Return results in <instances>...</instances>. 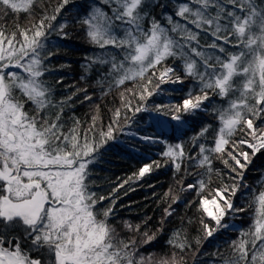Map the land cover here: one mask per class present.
<instances>
[{"label": "snow or ice", "instance_id": "6c2138e0", "mask_svg": "<svg viewBox=\"0 0 264 264\" xmlns=\"http://www.w3.org/2000/svg\"><path fill=\"white\" fill-rule=\"evenodd\" d=\"M100 2L108 6V11L100 6L91 7L77 21L85 27L94 44L116 50L115 54L93 61L108 65L107 74L98 83H107L110 91L126 81L139 82L151 70V76L140 91L139 98L143 101L164 83H183L175 75V69L163 65L169 57L180 59L185 76L198 82L201 94L193 96L189 92L176 106L177 112L191 115L204 110L209 90L225 101V105L213 109L219 121L214 146L200 143L197 154L200 158L196 160L190 156L187 159L195 160L197 167L211 172L212 154L227 155L235 165L232 167L237 173L234 179L242 180L243 173L237 168L245 169L251 163L249 152L234 154L236 145L232 151H226V146L240 129L247 132L250 140H240L239 145H246L253 156L264 150V127L254 124V121L264 122V3L257 4V0H188L167 16L170 28L153 19L145 29L147 0ZM34 3L39 6L38 0H26V3L0 0V8L5 12L16 11ZM69 3L70 0H60L53 14L45 12L30 29L20 30L22 39L16 38V32L5 36L0 30V264H42L41 259L22 250L21 238L25 242L30 240L33 248L46 251L44 264H144L143 257L135 258L136 242L118 238L115 228L108 222L112 209H96L97 198L86 183L87 168L95 159L94 153L109 140L115 142L114 133L118 129L123 133L118 123L120 110H116L107 130L98 133V141L95 118L93 127L83 133L78 127L65 132L62 109L51 111L57 105L52 101L50 86L42 79L48 71L45 59L52 55L46 50V44L53 31L66 35L63 33L65 25L54 26L51 22L57 20V15ZM173 16L182 18L183 23L174 22ZM189 25L194 26L195 31ZM201 32L212 37L210 44L201 45ZM228 47L234 50L229 51ZM157 65L162 71L157 77L158 83L149 91L151 77L157 75ZM17 92L23 96V101ZM121 95L123 97V93ZM27 102L33 104V114L26 110ZM125 107L133 115L147 110L140 106L133 110L130 104ZM173 118L181 119L180 116ZM125 119H130L127 114ZM210 127L204 126L193 140L206 138ZM139 139L156 142L150 136ZM164 155L178 161L176 169L181 167L179 161L185 158L181 144L169 145ZM223 162L228 164V160ZM152 170L153 165L146 164L140 168L138 176L144 177ZM197 186L203 189L205 182L200 180L197 184H188L187 188ZM238 190L239 185L234 183L217 189L212 199L200 200V210L210 218L209 223L214 222V227H209L201 221L206 238L229 227L227 222L222 223L229 212L244 211L233 207L231 198ZM253 197L254 224L248 234L250 238L233 242L234 259L226 260L225 264H264V191L253 193ZM104 199L103 196L98 198L99 201ZM13 233L19 234L15 243L9 238ZM178 235L174 234L169 243L181 251L190 247L183 242L175 243ZM144 237L145 244L155 238L147 233ZM157 264L179 262L173 256L171 261L162 259Z\"/></svg>", "mask_w": 264, "mask_h": 264}, {"label": "trees", "instance_id": "16d2710c", "mask_svg": "<svg viewBox=\"0 0 264 264\" xmlns=\"http://www.w3.org/2000/svg\"><path fill=\"white\" fill-rule=\"evenodd\" d=\"M16 2L26 3V0ZM59 3L60 0H38L39 6L34 3L16 11L5 12L0 8V30L4 31L5 36L16 32V38L22 39L20 30L30 29L45 12L48 15L53 14ZM183 3H188V0H147L145 29L150 27L153 19L161 26L170 28L167 16L174 14ZM262 3L264 0H257V4ZM96 6L108 11V6L101 4L100 0H70L66 9L57 15V20L51 22L54 26L65 25L63 33L66 35L58 34V31L49 35L46 50L52 55L45 59L48 71L42 77L50 86L52 101L57 105L51 111L55 113L62 109L61 122L64 123L65 132L72 127H78L83 133L85 129L93 127L95 118V138L98 141V133L107 130V126L115 118L116 110H120L118 123L123 133L118 129L114 133L117 137L115 142L109 140L101 145L94 153L93 163L87 168L89 175L86 183L89 184V191L94 192L97 198L96 209H112L108 222L115 228L118 238L136 242L135 258L143 257L144 264H157L162 259L171 261L173 256L179 264H225L226 260L231 261L234 259L233 242L250 238L248 234L254 224L253 193L264 191V150L253 156L246 145L238 143L243 139L250 140L247 132L237 129L233 134L226 151H232L235 144L234 154L247 151L251 159L245 169L237 168L238 172L243 173L242 180L234 179L237 173L232 171V167L235 165L227 155L212 154L211 172L197 167L195 160L187 159L190 156L196 160L200 158L197 155L200 143H204L206 147L214 146L219 121L213 109L225 105V101L209 90V99L204 101V110L191 115L177 112L176 106L188 97L189 92L193 96L201 94L198 82L185 76L183 63L178 58L169 57L163 65L175 69V75L183 83H164L151 97H146L143 101L139 98L140 91L147 83V77L151 76V70L139 82L126 81L124 85L113 87L110 91L107 83L99 84L98 81H102L107 74L108 65L93 61L97 57L115 54L116 50L111 46L100 48L94 44L87 36L85 27L77 22L85 10ZM173 20L183 23L179 17L173 16ZM189 27L195 31L194 26ZM211 42L212 37L201 32V45ZM227 50L234 49L228 47ZM160 71L162 67L157 65V75L151 77L149 91L158 83ZM17 96L24 100L18 92ZM126 104H130L133 110L136 106L147 110L133 115L125 107ZM25 108L30 114L35 112L31 102H27ZM125 114L130 119L126 120ZM154 115L166 118L170 123L169 129L159 126ZM174 116L181 117V127L175 126ZM76 122H79L78 125ZM254 124L264 127V122L261 121H254ZM206 125H211L206 138L201 137L194 141L193 137ZM140 136L153 137L156 142L141 140ZM176 144H181L185 153V158L179 161V169L175 167L178 161L164 155L169 145ZM224 160H228L227 165ZM241 162L244 163L243 159ZM146 164H152L153 170L144 177H139L140 168ZM200 180L205 182L203 189L198 186L194 189L187 188L188 184H197ZM234 183L239 185V190L231 198L233 207L244 211L229 212L222 221L227 222L229 227L214 232L212 238H206L201 221L208 223L209 227H214V222L209 223L210 218L200 210V200L204 197L212 199L217 189ZM121 184L123 187H118ZM101 196L105 197L103 201L98 200ZM144 233L155 238L145 244ZM176 233L179 235L175 243L183 242L190 247L181 251L179 247L170 244L169 241ZM18 235L13 233L9 238L15 243ZM5 245L7 246V239ZM21 247L31 257L41 259L42 264L47 259L46 251L33 248L30 240L25 242L21 238Z\"/></svg>", "mask_w": 264, "mask_h": 264}, {"label": "rangeland", "instance_id": "374dc122", "mask_svg": "<svg viewBox=\"0 0 264 264\" xmlns=\"http://www.w3.org/2000/svg\"><path fill=\"white\" fill-rule=\"evenodd\" d=\"M154 119L158 123L159 126H162L165 129H169L170 123L166 118L158 116V115H154ZM173 122L176 127H181V125L183 124L181 119L180 120L174 119Z\"/></svg>", "mask_w": 264, "mask_h": 264}]
</instances>
